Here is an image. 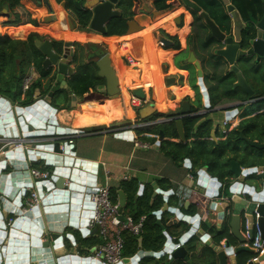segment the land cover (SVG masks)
<instances>
[{
	"label": "water",
	"instance_id": "95a60500",
	"mask_svg": "<svg viewBox=\"0 0 264 264\" xmlns=\"http://www.w3.org/2000/svg\"><path fill=\"white\" fill-rule=\"evenodd\" d=\"M117 1L84 0L83 8L91 12V19L87 27L81 28L64 11L63 5L59 11L52 9L50 0H35L37 4L43 5L51 15L50 22H56L58 28L65 32L63 33L64 37L58 40L62 42L60 52L55 51L52 40H35V48L44 58L42 69L44 71L52 70L56 76L70 79L76 75L74 57L77 47L80 46L84 50L85 63L94 64L96 77L101 82L94 88L95 93L107 99L121 96L119 78L112 66L109 53L96 54L95 52L99 45L98 40L107 34L106 26L112 20L120 17L119 12L113 8ZM180 1L185 8L197 13L207 28L204 42L208 43V47L212 49L208 61L211 71H218L220 64L224 62L227 67L224 71V81H235L232 84L231 92L224 94L236 101L233 109L235 110L234 114L238 113L242 107L250 106L252 102L241 100L240 95L234 90L240 89L247 96H252L254 93L246 82L245 77L248 75L245 73H249L250 76L256 75L254 66L264 62V4L262 3L258 14L249 15L248 21H246L241 19L229 0H217L225 6L226 16L229 18V23L225 26L226 32H224L196 4L189 0ZM1 17L5 20L9 19L5 9L1 11ZM182 53L183 51L180 50L177 56ZM193 66L199 82L198 87L205 100L201 112L189 101H182L176 112L164 109L163 113L161 109L158 111L153 106H148L139 109L133 115L131 114L130 120L124 118L107 126L100 125L97 128L101 132L119 131L120 128H126L127 133L131 134L130 132L137 128L132 126L131 120L136 121L138 117L144 121L158 112L163 115V118L156 123L161 125L173 123L177 136L182 142L186 140L183 121L187 118L197 120L194 132L207 129L208 134L214 137L219 129H223L222 125L227 121L229 115L225 114L224 109L215 108L211 103L209 105L206 89L201 83L200 65L194 61ZM164 82L165 84L175 82V78H167ZM60 89L64 90L67 95L66 109H74L76 102L82 100V96L75 95L64 80L60 82ZM59 94L49 92L44 98L33 100L31 104L24 107H15L12 101H6L4 98L0 101V264H100L98 261L92 260L90 256L81 258L77 256L76 252L71 254L62 252L64 237L69 239L67 236H62L64 229H79L83 236L89 233L87 224L92 216L89 212L91 211L89 199L96 190L95 186L99 187L101 184L98 183L97 166L92 165L93 167L88 169L85 162L74 159L75 154L68 143L71 140L63 138L69 135L74 136L78 134L77 131L60 128L54 120L55 105L57 106L59 102L54 103L57 100L62 102L58 99ZM135 96L143 100L144 92L138 89L135 91ZM90 131V127L82 129V132L85 133H90ZM238 133L239 138L247 146L256 151H264V142L259 143L245 139L241 132ZM114 134L121 137L120 132ZM163 137V132L159 131L158 142ZM34 139L38 140L27 142V140ZM37 143L40 144L38 147H36ZM15 144H22L25 147L15 149ZM41 160L51 169L49 180L42 185L36 183L28 172L31 161ZM5 162H8L13 170L9 176L5 172L7 170ZM19 165L20 171L26 172L24 174L26 181H22V183H16L14 180L15 172H17L15 167ZM259 169L242 170L237 161H230L228 170L231 177L228 183L211 178L209 184L206 167L196 174L197 185L202 190L200 197L205 201L206 215L217 213V219L221 223L228 224L229 234L238 243L245 241L240 234L242 229L249 237L252 236L254 214H258L260 217L258 225L264 238V190L256 192L253 187L243 183L245 177L253 176L257 172L259 174L256 177L264 180V167ZM233 180L236 181L232 183ZM32 185L36 187L38 205L26 210L24 200L32 189ZM223 185H227L226 192ZM118 196L119 212L122 214L125 198L122 192H119ZM184 205L188 206L189 201H186ZM172 211L178 219L182 218L178 210ZM9 217L10 224L7 223ZM120 219L123 221L124 216L121 215ZM176 223L177 219L169 222L172 225ZM90 234L96 235L97 230L90 231ZM164 235L166 243L161 252L143 253L139 250L133 258L122 260V264H133L143 257H153L159 260V258L167 256L169 264L175 260L184 259L185 249L175 248L167 234ZM212 248L218 264H227V258L233 252L235 257L240 252H250L246 246L233 248L226 240L224 248L219 246H212ZM89 253L93 254L91 251ZM229 260V264L236 263L235 258L231 257ZM260 260H264V256ZM247 264L254 263L248 261Z\"/></svg>",
	"mask_w": 264,
	"mask_h": 264
},
{
	"label": "crops",
	"instance_id": "0c3cea01",
	"mask_svg": "<svg viewBox=\"0 0 264 264\" xmlns=\"http://www.w3.org/2000/svg\"><path fill=\"white\" fill-rule=\"evenodd\" d=\"M35 1V0H33ZM174 12V10H173ZM173 15L172 12H169L168 15ZM181 15V22L179 28H175L172 26V24H169L171 22H165V19H156L153 20H143L142 18H138V22L144 23L145 27L138 32H131L127 36L124 37V41L122 40L119 46V49H116L115 52L121 50L124 46V43L129 41L130 43L136 42L141 44L140 47H137V56L133 57L130 55L129 57L127 54L119 56V58L115 61L114 55H113V65L114 70L117 75V67L116 64H121L122 69H131L137 73V76L142 75V72L145 70V65L149 64L151 60H155V55L159 51L164 52L167 54V56H163V59H159L161 61H157V65H155L158 69V72L160 76V82L162 83L163 92L158 93L159 99L163 98V102L167 105V107L171 108L173 107V110L177 108L179 110V104L182 101H189L194 105L197 110L201 112L203 109V102L205 100L203 99L200 89L198 87L199 82L197 80L196 76V70L193 66L194 61L198 62L201 68L202 72V79L201 83L203 87L206 89L207 96H208V103L210 105L214 104L215 108L224 109L225 114L229 115V117L225 121V132L220 131V129L217 131L214 137L208 134V137L198 138L201 139V141H204L206 149L213 148L217 145L219 142H224L230 132L234 129H237L239 126H247L248 131L253 137L257 136L260 132V130L264 129V62H261L259 65L254 66V69L256 70V75L250 76L249 73H245L246 76V82L253 90L252 96L245 95L240 89L234 90L235 93H238L240 95V99L250 100L251 104L250 106H244L241 109H239L238 113L234 114V104L235 100H232L228 97H226L224 94L231 92L232 84H234L235 81H222L221 77H223V73L225 69H227L226 64L222 62L218 68V71L221 72L220 74H215L211 71V67L209 63H207V57L210 56V53H212V49L208 47L206 51H201L200 46L202 47V41L201 37L203 32L199 31L193 32V38L190 45V48L187 44V39L190 36L191 33V25H192V16L184 11L183 8L179 7L175 10V15L171 19L175 20L176 16ZM51 15L48 14L46 16L47 22H50ZM40 18V17H38ZM4 19L1 17L0 13V20ZM41 19H45L41 17ZM34 20V17H33ZM160 20L163 21V24L160 23ZM5 20L4 22H6ZM3 20L0 21V35L5 34V30L9 29V34L12 39H25L30 34L36 33V27H34L31 24H26L19 27H1L3 26ZM179 23V22H178ZM39 26H42L38 24ZM44 26V25H43ZM39 28V27H37ZM161 28L165 33H167L170 36H176L177 41L179 43V48L176 50H168V52L163 50L159 45H157L158 40L157 36H159L157 30ZM46 31V30H45ZM45 31L40 35V37L45 36ZM53 39L59 40V37L53 36L51 32H49ZM16 34H18L16 36ZM195 34V35H194ZM44 40H49L50 38L44 37ZM42 39V38H41ZM114 38L109 37L102 40L103 44L112 41ZM126 39V40H125ZM121 40V39H120ZM163 39V45L165 44H172L167 41H164ZM123 42V44H122ZM128 45V43H126ZM108 47V46H106ZM182 50L183 53L180 56H177V53ZM190 54V55H189ZM160 55V54H159ZM133 58H132V57ZM127 57L133 62L134 66H131L130 68L127 67V64L124 65L122 62V58ZM131 57V58H130ZM160 57V56H159ZM144 61V62H143ZM85 62V57H84ZM130 63V64H131ZM16 68L20 66L19 61H16L15 63ZM131 64V65H133ZM140 64H142L140 66ZM72 66V65H71ZM162 66H164L165 71L162 70ZM21 68L26 71L23 81L26 78L30 77V84L38 78V72L34 69V67L31 65L22 64ZM117 70V71H116ZM245 72V71H244ZM254 72V71H253ZM175 78V82H169L168 84H165L164 78ZM68 79L62 76L57 75L56 79V88L60 91V96L58 99L62 100L57 101L54 103L57 104L56 113L54 115V120L58 127L65 128V129H72L76 130L78 134L76 135H69L66 138L67 140H71L72 143L70 144V147L72 148V151L74 152V159H79L80 161L85 162L84 164L87 165V168L97 166L98 168V177L101 176L102 181H98L102 186L105 184H108L109 189H114L116 191V203L119 201L118 193L122 192L119 190V185L121 181H125L126 183H135L137 185V190L135 192V198L136 201L140 198L143 193L147 192L149 194V215L154 217L155 224L161 229L163 236L165 238L166 243V237L164 234H167L168 239H172L175 237L176 239H172V244L175 245V248H184L186 251V256L182 260H175L172 264H201L203 261L206 260V253L209 250L214 251L212 246H219L221 241H225L226 239L221 240L220 242L216 243L215 240V234L219 233L223 230L224 227H228L227 223H221L217 219V213L213 212L210 215H206L205 210V201L200 197V192L202 193V190L197 185L196 177L197 173L201 171L204 167H197L195 164H193L192 160L186 157H183L178 162H174L171 155L167 154L165 151H162L161 144L162 142H172L176 144L181 145H190L189 142L191 140H185L182 142L178 136L177 138H167L163 137V139L158 142L159 138V131L156 133L155 130L162 126H157L153 128L151 131L147 133H141L139 129L136 128L133 129L128 134L127 132L120 133L121 137H118L117 134L114 133H107V132H101L97 127L100 125H109L110 123L116 122L117 119L111 120L109 118V110H108V104L111 103V108L117 107V105H124V102H122V99L129 100L130 96L129 92H132L133 90L140 89L144 92L146 95V103H148V106H153L155 110H159L157 105V98L154 95V87H149L147 90H145L143 87L133 88V89H126L124 92L125 94H122V90L120 89L119 84V91L121 93V96H118L116 98H104L103 96H96L92 94L93 89H89L87 93L82 95V100L76 102V106L74 109H64L65 103H66V92L64 90L60 89V82L66 81V84L68 85ZM222 82V83H221ZM69 87V85H68ZM173 89L176 91L174 92ZM27 90V89H26ZM24 90V91H26ZM181 91V92H179ZM75 95H78L76 92L72 91ZM148 93L150 94V98L148 97ZM163 94V96H161ZM198 95V96H197ZM44 93L42 94L38 89H35L32 94V99H42L44 98ZM39 97V98H35ZM4 98L6 101L8 97H4L0 94V101ZM173 98V99H172ZM54 99V98H53ZM52 101H55L53 100ZM172 99V101H171ZM20 100H23V95L20 96ZM12 101V100H9ZM124 101V100H123ZM168 101V102H167ZM171 101V103H170ZM13 102V101H12ZM14 106H20V104L17 102V100H14ZM169 103V104H168ZM88 104V107H83L81 105ZM175 105V106H172ZM54 106V105H53ZM56 106V105H55ZM103 106L107 108L105 111L103 109ZM145 107V108H146ZM122 109L121 107H119ZM124 108V106H123ZM114 111V110H113ZM126 112V110L124 109ZM138 110H136L137 113ZM163 113L165 110H162ZM237 111V110H236ZM130 110L127 111L126 118H132L131 114L133 112ZM158 113V112H157ZM133 115V114H132ZM69 116V117H68ZM162 118V117H161ZM159 118V119H161ZM70 120V121H69ZM123 120V119H121ZM147 120V119H146ZM144 120V121H146ZM132 121V126L135 128V124H139L143 120H140L137 117L136 121ZM85 127H90L91 131L90 133L82 132V129ZM136 127H140L139 125H136ZM93 128H96L93 130ZM262 128V129H261ZM243 129V128H242ZM161 131V130H160ZM241 132V130H237V132ZM154 132V133H152ZM239 136V133H238ZM243 137V135H242ZM244 138V137H243ZM238 142H236V146L239 147L241 150L238 153L237 161H240L243 156L244 152L250 156L253 155L256 152L255 149L247 146L240 138H238ZM246 139V138H245ZM38 139L34 140H27L28 143H31L32 141H36ZM40 140V139H39ZM264 140V137H263ZM142 143L143 145L148 144V148L141 147L140 145ZM40 144L37 143L36 147H38ZM235 143H231L227 146V148H234ZM230 153L227 151L225 154ZM262 158L264 157V151L259 152ZM231 154V153H230ZM229 156L225 155L223 161L225 160V157L227 158ZM244 159V158H243ZM242 159V160H243ZM6 164V174L12 173V167L8 164V162H5ZM93 165V166H92ZM243 166V165H242ZM242 170L244 169H250V168H256L257 170H260L259 168H263L264 166H256V167H242ZM21 167L20 165L15 167V177L14 180L16 183H22L26 181L24 179V174L26 173L24 170L20 171ZM29 173L31 170L39 171L40 173H48L47 179H36V183H44L49 180L51 169L45 165L44 161H31L29 163ZM91 169V168H90ZM19 170V171H18ZM194 175L193 179H189V175ZM208 174V171H207ZM259 172L256 174H253V176H247L244 178L243 183L247 184L254 188L256 192H260L261 190H264V180H260L258 177ZM210 184L211 177L208 174ZM125 178V179H124ZM236 181L233 180L232 183ZM226 183V182H224ZM19 186V185H18ZM40 187V186H39ZM223 189L226 192L228 190L227 185H223ZM36 190V187L34 186L31 191ZM183 190H191L192 193L195 192L193 197L189 201V205L185 206L183 205V208H174L172 206L173 203V194L174 193H180ZM124 198H125V204L127 202L125 194L122 192ZM135 201V202H136ZM134 202V203H135ZM158 208H151V206L155 203H158ZM185 204V202H183ZM165 209V211H162ZM172 210H178L182 218L178 219L174 212ZM88 212V211H87ZM134 210L126 209L125 206L123 208L122 215L126 217L134 218ZM87 215V214H85ZM144 217V223H145V216ZM141 218V217H140ZM139 218V219H140ZM187 218V219H186ZM10 219V217H9ZM79 219V218H77ZM173 219H177V223L175 225L169 224V222ZM184 223L185 225H181ZM187 227V228H186ZM89 233L85 236L82 235V233L79 231V229L74 228H66L64 229V232L62 236H67L69 239H63L62 249L63 253L71 254L72 252H76L77 256L82 257H89L93 254H90L89 251L93 253L94 249L97 247L98 244H89L88 240L92 239L93 237L96 239V235H91ZM228 232L230 233V229L228 228ZM240 234L245 238V231L244 229L241 230ZM135 237V236H133ZM138 242L136 244V252L128 258L124 259H131L133 258L136 253L140 250L143 253H151V251H146L142 248L141 245V238L136 237ZM233 238V237H232ZM246 239V238H245ZM233 243H231V247L236 248L240 246H246L248 247V243L244 241V243H238L233 238ZM164 248V246H163ZM163 248L159 251L161 252ZM216 248V247H215ZM232 248V249H233ZM124 249V248H123ZM123 253V252H122ZM152 253H158V252H152ZM240 253H250L252 252H240ZM264 256V255H263ZM253 257V254H252ZM242 259V258H241ZM250 261V260H249ZM235 262L237 263V259L235 257ZM248 262V261H247ZM235 263V264H236ZM133 264H169L167 256H164L162 258L156 259L153 257H143L142 259H139L138 262H135ZM216 264L218 262L216 261ZM247 264V263H246ZM254 264H264V260H260L258 263L254 262Z\"/></svg>",
	"mask_w": 264,
	"mask_h": 264
},
{
	"label": "trees",
	"instance_id": "16d2710c",
	"mask_svg": "<svg viewBox=\"0 0 264 264\" xmlns=\"http://www.w3.org/2000/svg\"><path fill=\"white\" fill-rule=\"evenodd\" d=\"M27 0H0V13L3 9H5L9 15V19L3 23V28L5 27H19L26 24H31L34 27H37V22L33 20L32 14L30 10L26 7ZM103 2L104 0H99ZM135 0H120L117 4V9L120 10V18L112 21L107 25L106 28V36L107 37H119L123 36L126 31L125 22L126 17L129 15L127 10L132 5V2ZM166 0H153L154 7L157 10H163L166 8L165 5ZM231 4L237 9V11L241 14V16L246 20L249 15H256L261 10L262 2L261 0H230ZM264 1V0H263ZM56 4H61L64 7V11L68 13L73 20L81 27L85 28L88 26L89 21L91 19V12L83 8L84 0H54ZM43 6V5H40ZM220 4H216L211 7H220ZM127 12V13H126ZM209 15L213 12L208 11ZM215 18V17H214ZM226 20L225 15L222 12L219 13L218 21L219 23L224 22ZM199 31H201V25H199ZM36 38V39H35ZM39 38L33 34L28 35L25 39H12L9 34V30L5 32L4 35H0V94L4 97H8L7 99L17 100L20 106L24 107L33 102L32 94L35 89H38L42 94L47 95L49 92H53L54 94H59L60 91L56 88V79L57 76L52 70L44 71L42 69V62L44 60L43 56L38 52L35 48V40ZM53 47L55 51L60 52L62 47V42L58 40H52ZM17 45V46H16ZM208 43H204L202 47L200 46L201 51H206L208 47ZM13 48H17V54L13 53ZM27 49V57L23 59L25 53L24 51ZM123 49V48H122ZM121 49V50H122ZM21 50V51H20ZM29 51V52H28ZM15 52V50H14ZM211 56V53H210ZM119 56L117 57V59ZM207 63L209 61V57L206 58ZM19 61L20 66L14 69V62ZM8 62L13 64V70L16 72V77L13 80L7 79ZM22 64L32 65L34 69L38 72V78L34 80L26 91H23V77L26 73L24 69L21 68ZM74 66L76 69V75L71 77L68 80V85L72 91L76 92L77 96H82L87 93L89 89H94L101 82L96 77V69L93 63L86 64L84 62V50L82 47L78 46L75 57H74ZM11 67V66H10ZM226 70V69H225ZM215 74H220L221 72L215 71ZM224 75V73H223ZM221 80L224 81V77H221ZM22 82V85L20 83ZM222 83V82H221ZM23 95V100H20V96ZM198 96V95H197ZM58 106H55L57 108ZM66 109V108H64ZM163 117L162 114L156 113L153 116L149 117L147 120H154L156 118ZM197 123L196 119H184L183 127H184V135L186 139L197 138V141L192 142L190 145H181L172 142H162L161 149L165 151L167 154L171 155L174 162H178L183 157L189 158L192 160L193 164L197 167H206L208 174L216 178L220 182L228 183L231 174L229 173V162L237 161L238 153L241 151L239 147L236 146V142H238V132L237 130L242 131V135L244 138L257 141L259 143L264 142V129L260 130L259 134L255 137L251 135L250 131H248L247 126H239L237 129H234L230 132L228 137L224 142L217 143L213 148L206 149L204 141H201L203 137H208V130L204 129L201 131L194 132V126ZM243 128V129H242ZM96 128H93L95 130ZM162 131L164 136L167 138H177L176 128L173 123L169 125H162L158 127L155 132ZM250 132V133H249ZM154 133V132H152ZM201 138V139H198ZM235 143V147L230 149L227 148L229 144ZM227 151L230 153L229 156L223 161L225 154ZM253 155H248L245 152L241 154L243 156V160L237 161L240 166H244V168L248 167H256V166H264V157L260 155L259 152ZM242 166V167H243ZM192 176H194L192 174ZM119 190H121L126 196V204L125 208L134 210L133 220L138 221L140 217L145 216V223L143 225V232L140 236L142 248L146 251L151 252H159L164 244L165 238L161 229L155 224V219L151 215H149V194L147 192L143 193L140 198L136 201L135 192L137 190V185L135 183H126L125 181H121L119 185ZM173 203L172 206L174 208H183L184 203L180 204L179 199L173 194ZM116 191L114 189H110V200L111 203L116 204ZM136 201V202H135ZM135 202V203H134ZM160 202L155 203L151 206V208H158ZM181 225H185L182 223ZM186 226V225H185ZM187 228V227H186ZM214 242L218 243L223 239H226L230 244L233 243V238L228 232V227H224L223 230L219 233L215 234ZM97 240L93 237L88 240L89 244H99L100 240L96 237ZM124 239V249L122 256L123 258L131 257L136 252V244L138 242L136 237H133L129 234L123 235ZM172 239H176L173 237ZM206 260L201 262V264H216L215 254L212 250H209L206 255ZM242 258V259H241ZM252 258V254L250 253H239L236 255L237 263L236 264H246ZM181 264V263H180Z\"/></svg>",
	"mask_w": 264,
	"mask_h": 264
},
{
	"label": "built area",
	"instance_id": "2783aa9c",
	"mask_svg": "<svg viewBox=\"0 0 264 264\" xmlns=\"http://www.w3.org/2000/svg\"><path fill=\"white\" fill-rule=\"evenodd\" d=\"M264 69V66H263ZM30 85V77L26 78L23 81V91L28 89ZM145 105L146 101L139 99L137 97L131 98V106L134 108H140L141 105ZM225 122L223 123V129L220 131L225 132ZM116 131V130H115ZM107 130V133H123L127 132L126 128H120L119 131ZM69 144L72 142L69 141ZM142 145L141 147L148 148V145ZM25 146L22 144H15L14 148L23 149ZM48 173H40L36 170L30 171V177L34 180L36 179H47ZM189 179H193L192 175L188 176ZM125 179V178H124ZM209 180V177H207ZM34 186L32 185V189ZM95 192L90 196V205H91V218L88 220L87 229L88 230H97L96 236L100 240V243L93 251V255L90 256L92 260L98 261L100 264H122L123 248H124V234H129L131 236L140 237L143 232L144 217H141L138 221H134L131 217L124 216V220L120 219L119 206L118 203L113 204L110 200V189L108 184L95 186ZM175 196L179 199L180 204L190 199L195 194L191 190H183L180 193H174ZM25 209L30 210L38 205V198L36 191L33 190L28 193L26 199L24 200ZM264 218V215H263ZM260 217L258 214H254V226L252 236L249 237L245 232V241L248 243V248L253 254V257L250 259V262H259L260 258L264 255V238L261 234V230L258 225ZM7 223H11L9 220ZM169 240H172L169 238ZM219 247L224 248V241L220 242ZM235 258L234 252L227 258V264L230 263V258Z\"/></svg>",
	"mask_w": 264,
	"mask_h": 264
},
{
	"label": "flooded vegetation",
	"instance_id": "af4514ba",
	"mask_svg": "<svg viewBox=\"0 0 264 264\" xmlns=\"http://www.w3.org/2000/svg\"><path fill=\"white\" fill-rule=\"evenodd\" d=\"M105 1H107V0H104L103 2H105ZM189 1L190 2H193L194 4H196L201 9L202 12H204L205 14H207V16L209 17V19L212 20L214 22V24L220 30L226 32L225 26L229 23V20H228L229 18H227V16H226L225 6H223L217 0H189ZM119 2H120V0L117 1V3L113 6V8L115 10H117L119 12V14H120V10L117 9V7H116ZM261 2L264 4V1L263 0H261ZM153 3H154L153 0H135V1H133L132 2V5L127 10V12L129 13V15L126 17V22H125L126 31H125V34L123 36H119V37H112L114 39L112 41H110V42L105 43V44H103L102 40L105 39V38H109V37H107L106 35L101 36L100 39L98 40L99 45L97 47V50L95 51L96 54L109 53L112 66L114 68L113 61H112V59H113V55L112 54L115 52L116 49L119 48L121 41L122 40L124 41V37L127 36L128 34H130L131 32L141 31L145 27L144 26L145 25L144 23L142 24V23L138 22L139 21L138 18H142L143 20H146L148 18V20L150 21V20H153L154 18H156V16H162L164 14H169V12H173V10H176L179 7L183 8L184 11L188 12L192 16V19H193L192 25H191V33H190L189 38L187 39V44L189 46L187 48H190V45H191V42H192V38H193L192 33L195 32V34H196V32H198L199 25H201V32H203L202 37H201V41H202V45H203L204 39H205V37L207 35V28L205 27L203 21L198 17V14L196 12H194V11L188 9V8H185L182 5V3H181L180 0H166L165 1L166 8L163 9V10H157L154 7V4ZM215 3L216 4H220L221 6L220 7H214V8L211 7V6H215ZM229 3L231 4V1L230 0H229ZM209 10L213 12L211 15H209V13H208ZM220 12H222V14L225 15V17H226V20L224 22H221V23H219V21H218L219 13ZM239 15H240L241 19L244 20V18L241 16L240 13H239ZM120 16H121V14H120ZM119 18L120 17H118V18H116L114 20H117ZM114 20H112V21H114ZM246 21H248V18L246 19ZM171 22L172 23H170V24H172V26H174L175 28L181 27L180 26L181 15L180 16H176L175 17V20L171 19ZM178 22H179V25H178ZM106 28H107V26H106ZM157 32L159 34V36H157L158 37L157 38V40H158L157 45H159L161 48H163V50H165V52L166 51L168 52V50H175V49L177 50L179 48V43L177 41L176 36H170V35H168L161 28H159L157 30ZM163 39H165L168 43L170 42L172 45L171 46H169L170 44L163 45L164 44L162 42ZM49 40H54V39L52 37H50ZM40 41H44V39H40ZM204 43H206V42H204ZM122 44H123V42H122ZM106 46H108V47H106ZM126 47H128V45H126V42H125L124 43V46H123V49L121 51H118V55H117V52H115V55H114L115 60H116V58L118 56H122V55H125V54H127L128 57L130 56V51L129 50H126ZM122 62L124 63V65L131 63V61L129 59H127V57L122 58ZM117 65H121V64L117 63ZM162 70L165 71L164 66H162ZM167 78L168 77L164 78V80L167 79ZM123 83H124V80H123ZM92 94L93 95H96V96L98 95L97 93H95V90L94 89L92 90ZM129 96H130V98L128 100V103H129L128 108H129V110L131 112L136 113V110H138L139 108L137 109V108H134L133 106H131V98L132 97H137V96L133 95L132 93L129 94ZM148 97L150 98V93H148ZM143 100L146 101V95L145 94H144V99ZM171 101H172V99H171ZM171 101H170V103H171ZM147 105H148V103H146L145 105L142 104L140 106L141 107L140 109L146 107ZM165 110L166 111L170 110L172 112L173 111H175V112L178 111L177 108H175V110H173V107H171V108L167 107ZM131 112H129V113L131 114ZM159 118H161V117H159ZM159 118H156V119H154L152 121L151 120L142 121L139 124L136 123L135 126L136 125H139L140 127H137V128H141L139 130L145 131V133H147V135H148V132L149 131H151L153 128H155L157 126H160L159 123H156V121L160 120ZM129 120H130V118H129ZM189 140H191L189 142V144H191L192 142L197 141V138L196 139L191 138Z\"/></svg>",
	"mask_w": 264,
	"mask_h": 264
},
{
	"label": "rangeland",
	"instance_id": "374dc122",
	"mask_svg": "<svg viewBox=\"0 0 264 264\" xmlns=\"http://www.w3.org/2000/svg\"><path fill=\"white\" fill-rule=\"evenodd\" d=\"M25 4H26V7L30 10V12H31V14H32V18L34 17V20L37 22V27H39V28H35L37 31H36V33L34 34L36 37H38L39 39L38 40H40L41 38L42 39H45L44 37H47V38H50V33L49 32H51L52 33V35L53 36H56V37H59V38H63L64 37V35L65 34H63V33H65V32H63L61 29H59L58 28V24L56 23V22H47L48 20H47V18H46V16L48 15V12L46 11V9H45V7L44 6H40V4H37V2H35V1H33V0H27L26 2H25ZM50 4H51V6H52V9L54 8V9H58L59 11L61 10L60 9V7H61V5H59V4H55L54 3V1L53 0H50ZM175 9V8H174ZM173 13V15H175V10H174V12H172ZM165 15H168V14H165ZM173 15L171 14L169 17L168 16H165L164 18H166L167 17V19H165V21L164 22H171V18L173 17ZM164 15H162V16H156V19H164V18H162ZM38 17H40V18H38ZM41 17H43V18H45L44 20L43 19H41ZM1 20H3V22L5 21V19H1ZM0 20V21H1ZM160 20V23H162L163 24V21H161ZM172 23V22H171ZM38 24H40V25H42V26H39ZM170 24V23H169ZM44 25V26H43ZM1 27H3V26H1ZM9 30V29H8ZM46 30V31H45ZM7 30H5V32H6ZM45 31V33H46V35L45 36H42V37H40V35L43 33ZM18 34H16V36H17ZM36 39V38H35ZM18 40H20V38H18ZM126 43H128V47H126V50H129V51H131L132 52V56L133 57H135V56H137L138 54H137V51L138 50H140V49H136L137 47H140L141 46V44H140V42L139 43H136V42H133V43H130L129 41H126ZM17 46V45H16ZM14 50H15V52H14V50H13V55H14V53L15 54H17V48H13ZM25 50L24 51H22L23 53H25L24 54V56H23V59H25L26 57H27V49L26 48H24ZM119 49V48H118ZM137 50V51H136ZM21 51V50H20ZM119 51H121V50H119ZM29 52V51H28ZM139 52V51H138ZM160 52L158 51L157 53H156V55H155V59L159 62V61H161V60H159L160 59ZM117 55H118V51H117ZM131 56V57H132ZM132 57V58H133ZM117 60V59H116ZM115 60V61H116ZM124 61V60H123ZM15 63V62H14ZM133 64V63H132ZM11 66V67H10ZM131 66H134V64L133 65H131L130 63L129 64H127V67H131ZM7 67H9L10 69H8V74H7V79H10V80H13L14 79V77H16V71L15 70H13V64H11V62H8V64H7ZM16 68V66H14V69ZM150 72H151V79L153 80V82H154V85L156 84L157 86H160L161 87V85H162V83L160 82V80H157L156 78H157V76H158V74L160 73H158V71H155L154 69H152L151 71H149L148 72V74L150 75ZM159 76H161L160 74H159ZM23 81V80H22ZM144 82V79L142 78V83ZM20 83H21V85H22V82L20 81ZM151 83V82H150ZM160 83H161V85H160ZM138 90V89H137ZM137 90H133L132 92H130V93H132L133 95H135V91H137ZM122 94H125L123 91H122ZM151 94V93H150ZM155 95V94H154ZM156 98H157V105L158 104H160L161 103V98L159 99V96H156ZM124 100V101H123ZM162 100H163V98H162ZM122 102H124V107H125V110L126 111H129V108H128V105H129V103H128V100L127 99H125V97H124V99H122ZM168 102V101H167ZM163 103H165V102H163ZM169 104V103H168ZM141 108V107H140ZM139 108V109H140ZM138 109V110H139ZM133 114V113H132ZM131 117H132V115H131ZM123 119L125 118V116L124 117H122ZM121 118V119H122ZM130 118V117H129ZM120 118H118L117 119V121L118 120H121ZM139 131H141V133H144L145 131H142V130H139ZM99 181L101 182L102 181V178H101V176H99ZM10 219L8 218V220H7V222L9 221Z\"/></svg>",
	"mask_w": 264,
	"mask_h": 264
},
{
	"label": "bare ground",
	"instance_id": "6f19581e",
	"mask_svg": "<svg viewBox=\"0 0 264 264\" xmlns=\"http://www.w3.org/2000/svg\"><path fill=\"white\" fill-rule=\"evenodd\" d=\"M130 55H132V52L131 51H130ZM163 56H167V54L160 51V59H163ZM156 63H157V60L156 61L155 60H151L149 64L145 65V70L142 72V75L139 76V78L137 76V73L134 72L132 70V68L131 69H125L124 70V69H122L121 65H117L116 64V67L118 69V71L117 70L116 71H117V76L119 78L120 89L123 92H125L126 89H133V88H138V87H143L145 90H147L151 86V87H154V94H155V96L156 95L158 96L159 95L158 93L163 92L162 85H161V83H160L161 87L160 86H157L156 84L154 85V82L151 79V72H150V75L148 74V72L151 71L152 69H154L155 71H158L157 67L155 66L158 63L157 64ZM142 78L144 79V82L143 83H142ZM156 79L157 80H160L159 74H158V76H157ZM123 80H124V83H123ZM173 91L175 92L176 90L173 89ZM179 92H181V91H179ZM161 96H163V94ZM81 106L88 107V104H85V105L83 104ZM119 107H121L122 109H120ZM158 108L161 109V110H164V109L167 108V105L165 103H163V100L162 99H161V103L158 104ZM103 109L105 111L107 110V108L104 107V106H103ZM124 109H125V107L123 108V105H119V104L117 105V107H115V108L112 109L111 108V103H109L108 104V110H109V113L108 114H109V118L111 120H114V119H118V118L121 119L124 116L126 117L127 116V111L125 112ZM85 216H87V215H85Z\"/></svg>",
	"mask_w": 264,
	"mask_h": 264
},
{
	"label": "clouds",
	"instance_id": "9594fccd",
	"mask_svg": "<svg viewBox=\"0 0 264 264\" xmlns=\"http://www.w3.org/2000/svg\"><path fill=\"white\" fill-rule=\"evenodd\" d=\"M30 86V85H29ZM163 118V117H162Z\"/></svg>",
	"mask_w": 264,
	"mask_h": 264
}]
</instances>
